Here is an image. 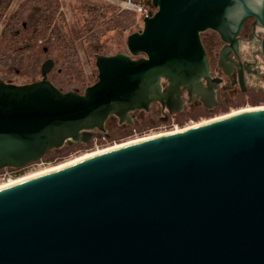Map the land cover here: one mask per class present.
<instances>
[{
  "label": "water",
  "instance_id": "obj_1",
  "mask_svg": "<svg viewBox=\"0 0 264 264\" xmlns=\"http://www.w3.org/2000/svg\"><path fill=\"white\" fill-rule=\"evenodd\" d=\"M151 3L126 51L96 55L97 81L83 93L54 85L51 58L39 80L0 79V171L89 143L110 116L131 124V112L159 103L166 121L183 89L211 108L217 79L201 34L236 45L246 19L264 30V0ZM0 264H264V109L1 189Z\"/></svg>",
  "mask_w": 264,
  "mask_h": 264
},
{
  "label": "trees",
  "instance_id": "obj_2",
  "mask_svg": "<svg viewBox=\"0 0 264 264\" xmlns=\"http://www.w3.org/2000/svg\"><path fill=\"white\" fill-rule=\"evenodd\" d=\"M16 0H1L0 22L3 18V28L0 31V66L22 67L29 66L33 73H40L42 63L51 58L55 64L51 73H55L52 80L54 85L66 92L69 90L82 91L97 81L93 76L86 75L81 65L77 41L80 42L84 54L89 60L95 59L97 54L112 55L124 50L126 37L140 30L141 17L132 11L118 12L117 8L110 5H97L83 2L77 9L80 18L73 28L68 27L63 13L60 11L59 0H24L18 7L8 13L9 7ZM154 9L151 0H135ZM35 11L34 20L28 21L27 14ZM207 41L213 42L212 34L206 36ZM0 79L4 80L0 76ZM250 98L258 99L261 94L252 92ZM260 99V98H259ZM254 100V99H253ZM261 100V99H260ZM232 100L215 108L219 111L229 104H241ZM206 113V109L197 107L193 110L175 113L169 116L168 121L175 120L184 123L188 119H198ZM161 118V112L154 108L149 113V120L141 124L149 127L154 122L166 123ZM133 129L138 123L126 125ZM128 135L127 129L120 127L111 134L113 139ZM102 136L108 137V133ZM87 147V145H64L59 149L48 152L43 158L44 162H57L69 151ZM65 149L63 153L59 150ZM10 170V168L8 169ZM3 171V170H2Z\"/></svg>",
  "mask_w": 264,
  "mask_h": 264
},
{
  "label": "rangeland",
  "instance_id": "obj_3",
  "mask_svg": "<svg viewBox=\"0 0 264 264\" xmlns=\"http://www.w3.org/2000/svg\"><path fill=\"white\" fill-rule=\"evenodd\" d=\"M23 1L24 0H16L9 7L7 14L14 11L18 7V5ZM59 2H60V11L63 13L64 18L66 20V23H67L68 27H70V28H73L74 24H76L77 20L80 18L81 14H80L79 9H77V6H79L83 2H91L92 4H97V5L114 6L117 8L118 12L127 11V10L122 9V7L120 6V4L117 0H59ZM155 11H156V9L154 8L153 12H155ZM34 13H35V11H30L27 14V20L28 21L34 20V16H33ZM4 19L5 18H3L0 22V31L2 30V28L4 26V24H3ZM142 27H143V18H141L140 30L142 29ZM140 30H138V31H140ZM205 35L206 36L210 35L209 30L206 31ZM125 42H126V40H125ZM77 44H78L79 55H80V59H81V65L84 69L85 74L89 75V76H93L94 80H95V78L97 79L98 71H97V68L95 66V60L96 59L89 60L87 58V56L84 54V50L81 48L80 42L77 41ZM122 51H126V46H125L124 50H122ZM139 56L140 55L135 56V58L139 57ZM0 76L4 78V81L9 82V83L25 84V83L33 82L35 80H39L41 78V68H40V73H33L32 70L29 68V66H27L26 64H24L22 67H11V66L10 67H2V66H0ZM48 78L52 81L55 78V73L50 72L48 74ZM259 83H260V85H262L264 83V80L260 81ZM83 92H84V90H82V91L79 90V93H83ZM243 98H244V101L241 104H238V105H235L236 103L235 104H229L225 108L224 107L222 109L220 108L219 111H216L215 109L212 111L206 110V113H204L198 119H192L191 118V119L186 120L182 124L177 123V121H175V120H171V121L166 122V123L154 122L149 127H142L141 128V124H143L144 122H147L149 120V114L148 113H138L137 114V116L134 119H135V122L138 123L139 126L135 129H133L131 127H127V126L122 125V124H119L117 122V120L116 121L108 120L105 124L106 133H108V135H109L107 138L102 136L103 133H101V134L95 136L94 138H92V140L89 143L76 144V145L82 144V146L87 145V147H79L78 149L69 151V152L65 153L63 155V157H61L62 159L58 160L57 162H44L41 159L36 161V162H33V163L25 166V171L23 172V174L20 176H17V177H13L11 175L10 178H8V177L3 178V175L1 174L4 171V169H3V171H0V185L7 183L10 180L30 176L36 172H39V171L48 169L50 167L56 166L58 164L70 161V160L75 159L77 157H80L84 154H87L90 152H95L98 150H102L104 148H108V147L114 146L116 144H121V143L128 142L130 140H134L137 138L152 136L154 134L170 132V131H174L177 129H183V128H186L188 126H192L194 124L204 122L205 120H208V119L210 120V119L218 117V116H224L227 114H231V113L238 111V110H242V109H246V108L264 107V95L259 97L261 100L259 98L255 99V97L250 98L249 94L247 96H244ZM120 127L127 129L128 135L113 139L111 137V134L113 132H115L117 129H119ZM64 150L65 149L59 150V153H57V154L63 153Z\"/></svg>",
  "mask_w": 264,
  "mask_h": 264
},
{
  "label": "flooded vegetation",
  "instance_id": "obj_4",
  "mask_svg": "<svg viewBox=\"0 0 264 264\" xmlns=\"http://www.w3.org/2000/svg\"><path fill=\"white\" fill-rule=\"evenodd\" d=\"M205 33L201 34V40L208 55L210 76L217 79L215 81V104L211 108L205 107L199 97L194 95L191 98L187 90L183 89V108L180 112L193 110L197 107L212 111L230 100L238 103L244 96L252 92L264 95V83L262 85L259 83L264 80V55L261 48L264 30L254 25V19L248 18L244 21L242 30L237 36L236 45L226 44L216 32L211 30L209 33L213 35L214 40L210 43L207 41ZM222 51L224 52L221 61ZM204 83L207 85L206 82ZM154 108L160 110V120H162L167 111L159 103H154L148 112L141 110L131 112L132 123H123L122 125H132L138 113L149 114ZM170 115L173 114H168L166 121ZM108 120H117L119 123L116 116H110ZM24 171L25 167L10 168L9 170L13 177L22 175Z\"/></svg>",
  "mask_w": 264,
  "mask_h": 264
},
{
  "label": "bare ground",
  "instance_id": "obj_5",
  "mask_svg": "<svg viewBox=\"0 0 264 264\" xmlns=\"http://www.w3.org/2000/svg\"><path fill=\"white\" fill-rule=\"evenodd\" d=\"M259 109H264V107L246 108V109L238 110V111H235V112H233L231 114H227V115H224V116H218V117L212 118L210 120L208 119V120H205L204 122H200V123L194 124L192 126H188L186 128H183V129H177V130L170 131V132L154 134V135L148 136V137L137 138V139H134V140H130L128 142H124V143L116 144V145L108 147V148H104L102 150H98V151H95V152H90V153L84 154V155H82L80 157H77L75 159H72L70 161H67V162L58 164L56 166L50 167L48 169L36 172V173H34V174L30 175V176H26V177H22V178H19V179L10 180L7 183L1 184L0 185V190L4 189V188H7V187H10V186H13V185H16L18 183L24 182L26 180H29V179H32V178H35V177H38V176H41V175H44V174H47V173L62 169V168H65V167H68V166H70L72 164H75V163H77L79 161H82V160H85L87 158H90V157H92L94 155L101 154V153H104V152H108V151L114 150L116 148H119V147H122V146H126L128 144L136 143V142H139V141H142V140H145V139L154 138V137L161 136V135H164V134H171V133L179 132V131L186 130V129H189V128H193V127H196V126H200V125L208 123V122H212V121H215V120L226 118V117L232 116V115L240 113V112H244V111H248V110H259Z\"/></svg>",
  "mask_w": 264,
  "mask_h": 264
},
{
  "label": "built area",
  "instance_id": "obj_6",
  "mask_svg": "<svg viewBox=\"0 0 264 264\" xmlns=\"http://www.w3.org/2000/svg\"><path fill=\"white\" fill-rule=\"evenodd\" d=\"M122 7L123 10L135 12L141 18H144L148 15V13L152 10L147 5L141 2H137L135 0H117ZM9 168H5L4 171L1 173L3 178H10L11 174L8 170Z\"/></svg>",
  "mask_w": 264,
  "mask_h": 264
}]
</instances>
